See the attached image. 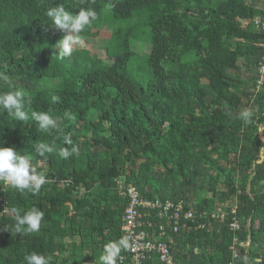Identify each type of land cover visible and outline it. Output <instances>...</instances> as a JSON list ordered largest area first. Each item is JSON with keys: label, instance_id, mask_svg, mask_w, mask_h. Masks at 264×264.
<instances>
[{"label": "trees", "instance_id": "16d2710c", "mask_svg": "<svg viewBox=\"0 0 264 264\" xmlns=\"http://www.w3.org/2000/svg\"><path fill=\"white\" fill-rule=\"evenodd\" d=\"M59 4L74 14L96 11L79 33L85 39L98 37L104 23L136 25L112 30L105 59L78 51L81 66L68 67L56 48L66 31L46 16ZM262 23L264 0H0V73L17 79L29 116L49 113L61 129L49 135L0 108V147L31 155L37 173L55 182L36 194L0 187V264H26L33 251L51 257L49 264H102L104 245L121 238L127 203L116 193L118 178L145 201L187 205L207 183L211 197H199L192 209H222L226 217L173 238L178 264H264ZM136 43L145 55L133 50ZM48 80L57 82L39 88ZM8 91L0 85V93ZM42 142L71 155L40 157L35 145ZM32 207L44 213L40 230L13 233L10 210L23 215ZM234 238L248 245H236L235 259Z\"/></svg>", "mask_w": 264, "mask_h": 264}, {"label": "clouds", "instance_id": "9594fccd", "mask_svg": "<svg viewBox=\"0 0 264 264\" xmlns=\"http://www.w3.org/2000/svg\"><path fill=\"white\" fill-rule=\"evenodd\" d=\"M46 16L51 20L53 27L66 31V35L56 45V48H59L60 57L65 58L71 56L73 46L80 41L79 33L84 31L86 26L97 18V13L93 8H81L78 14H74L66 10L62 4H59L49 8L46 11ZM0 79L7 80L8 77L0 73ZM25 95L26 93L23 90L0 93V108L6 110L8 115L17 121L23 122L31 118L38 123L42 132L49 135L53 134V129L55 132L61 131L57 120L49 113L32 111L31 116H29V112L25 110ZM56 101L57 98L53 97V102ZM251 116L252 111L250 109H246L241 113V118L246 123L250 122ZM65 141L68 144L72 143L67 137H65ZM35 148L40 157H45L46 153L53 152L65 159L71 155L67 148L57 150L54 143H37ZM32 159L31 155H22L14 148L0 147V180L21 192L28 190L33 194L38 193L45 183V176L42 173H37L32 164ZM10 211L15 221L10 226L13 233H33L40 230L44 213L38 208L32 207L30 210L23 212V215H21L22 210L18 208H12ZM128 247L129 243L126 236L121 237L119 240L109 241L104 245L99 261L102 264H117L118 257L123 260V257L120 256L122 249L126 250ZM50 259L51 257H45L34 251L24 256L26 264H49ZM245 261H247V258H245Z\"/></svg>", "mask_w": 264, "mask_h": 264}, {"label": "built area", "instance_id": "2783aa9c", "mask_svg": "<svg viewBox=\"0 0 264 264\" xmlns=\"http://www.w3.org/2000/svg\"><path fill=\"white\" fill-rule=\"evenodd\" d=\"M261 27L264 31V23ZM262 48L264 50V45ZM257 71L259 74L257 86L259 87L264 82V58ZM42 174L45 176L43 185L55 186V182L46 179V173ZM125 181L126 179L124 181L117 179L116 193L127 203L121 219L120 231L121 237L128 238L129 247L126 250L123 249L120 255L123 260L118 257L117 264H178L171 250L173 238L204 229L205 224L199 221H224L226 217L222 209H216L213 213H196L190 205L182 201H145ZM67 185L68 182L64 181L60 187L63 189ZM0 187L12 188L2 180H0ZM235 210L236 208L231 210L232 216L235 215ZM228 228L232 233L238 232L240 230L239 221L233 217ZM236 245L241 248L247 247V245L237 244L234 238L230 247L233 259L237 257Z\"/></svg>", "mask_w": 264, "mask_h": 264}, {"label": "rangeland", "instance_id": "374dc122", "mask_svg": "<svg viewBox=\"0 0 264 264\" xmlns=\"http://www.w3.org/2000/svg\"><path fill=\"white\" fill-rule=\"evenodd\" d=\"M249 1L252 2V0H247V2L249 3ZM106 12V16H109V12ZM118 25H116V24ZM115 23H104L102 25V28L100 30L99 36L96 37L95 39H85L80 37V41L78 43H76L73 46V51L70 57H65L66 61H67V66L71 67L74 66L76 68H79L81 66V57L77 54L78 51H85L87 53L90 54V56H96L97 58L100 59H105V53H104V49H105V45L107 44L108 38L112 32L113 29L116 28H125L126 26H130V27H134L136 25V20H117ZM133 50L139 55V54H146V48H144V46H142L140 43H136L133 45ZM115 74L118 75V72L116 70ZM249 76V73H245L243 74L242 78L247 79ZM57 80H48L45 83L41 84L39 86V88H52L55 84H56ZM245 83H248V81H245ZM0 85L2 87H7L10 90H18L19 89V85H18V81L17 79H7V80H1L0 81ZM246 105V101L243 102V106L240 107V109H244ZM261 137V136H260ZM262 139V137L260 138V140ZM262 141V140H261ZM40 167H43L45 169V166L40 164L38 166V169ZM45 173V172H44ZM200 190L194 192V194L191 196V204L190 206L194 205V202L199 198V197H211V193L207 192V188L208 185L206 182H203L201 187H199ZM213 189H215V187H212ZM161 189L164 190L165 187L161 186ZM218 189H222L221 186L216 188ZM168 190V188H167ZM262 193H264V191H261ZM226 207V206H223ZM220 208V207H219ZM256 226H259L258 223L255 224ZM246 248V247H245ZM260 249L259 248H255L254 249V253H259Z\"/></svg>", "mask_w": 264, "mask_h": 264}, {"label": "crops", "instance_id": "0c3cea01", "mask_svg": "<svg viewBox=\"0 0 264 264\" xmlns=\"http://www.w3.org/2000/svg\"><path fill=\"white\" fill-rule=\"evenodd\" d=\"M123 176H125V175H123Z\"/></svg>", "mask_w": 264, "mask_h": 264}]
</instances>
